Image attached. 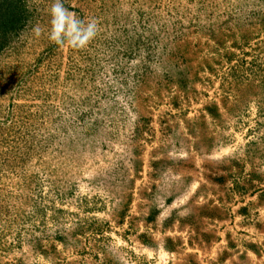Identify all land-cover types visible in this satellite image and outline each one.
<instances>
[{"label":"rangeland","instance_id":"374dc122","mask_svg":"<svg viewBox=\"0 0 264 264\" xmlns=\"http://www.w3.org/2000/svg\"><path fill=\"white\" fill-rule=\"evenodd\" d=\"M10 4L0 264H264V0Z\"/></svg>","mask_w":264,"mask_h":264},{"label":"trees","instance_id":"16d2710c","mask_svg":"<svg viewBox=\"0 0 264 264\" xmlns=\"http://www.w3.org/2000/svg\"><path fill=\"white\" fill-rule=\"evenodd\" d=\"M14 6L8 3H0V31L13 26L18 21L19 14L15 15Z\"/></svg>","mask_w":264,"mask_h":264}]
</instances>
